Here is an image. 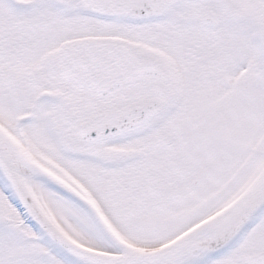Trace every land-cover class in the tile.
Instances as JSON below:
<instances>
[{"label": "snow or ice", "instance_id": "snow-or-ice-1", "mask_svg": "<svg viewBox=\"0 0 264 264\" xmlns=\"http://www.w3.org/2000/svg\"><path fill=\"white\" fill-rule=\"evenodd\" d=\"M0 264H264V0H0Z\"/></svg>", "mask_w": 264, "mask_h": 264}]
</instances>
